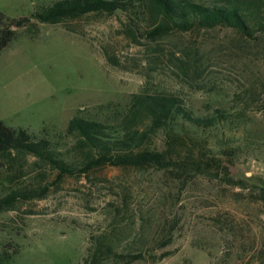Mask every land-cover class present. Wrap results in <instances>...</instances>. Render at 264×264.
<instances>
[{
  "label": "rangeland",
  "instance_id": "rangeland-1",
  "mask_svg": "<svg viewBox=\"0 0 264 264\" xmlns=\"http://www.w3.org/2000/svg\"><path fill=\"white\" fill-rule=\"evenodd\" d=\"M52 1L0 0V12L26 17ZM127 16L37 23L36 38L19 31L0 52V121L35 136L45 129L68 154L73 141L62 135L75 114L115 122L133 95L165 91L195 116L227 112L205 130L179 119L175 126L221 166L185 175L105 167L57 182L27 157L14 184L0 170V198L23 183L48 191L0 213V249L18 250L10 264H83L90 238L102 236L115 254L142 256L102 264H264V35L250 40L215 26L151 41L139 28L133 39ZM136 20L145 26L149 17ZM165 142L158 131L148 146L163 150ZM223 151L232 152L231 161ZM223 167L244 185L226 182Z\"/></svg>",
  "mask_w": 264,
  "mask_h": 264
},
{
  "label": "trees",
  "instance_id": "trees-1",
  "mask_svg": "<svg viewBox=\"0 0 264 264\" xmlns=\"http://www.w3.org/2000/svg\"><path fill=\"white\" fill-rule=\"evenodd\" d=\"M117 12L128 14L125 31L133 39L139 28L140 35L151 41L175 32L215 26L232 28L250 40L264 35V0H54L38 5L26 17L8 18L0 12V52L17 38L19 31L36 38L39 33L37 23L59 25L91 14L107 16ZM145 14L149 20L142 26L136 19ZM228 117L227 112L218 108L210 114L195 116L174 94L142 91L132 96L129 107L115 122L96 121L79 113L71 117L62 135L73 141L72 151L68 154L56 146L45 129L40 136H35L0 121V170L6 172L11 184L23 178L27 157L35 158L37 164L54 172L57 182L105 167L174 168L183 175L202 174L207 168L220 167L221 161L215 156L207 157L201 146L197 149L199 146L193 137L177 132L176 121L179 119L192 128L205 130ZM158 131L165 132L163 150L148 146V141ZM223 156L231 161L233 154L223 151ZM205 159L209 163L204 162ZM222 169L226 182L239 187L244 185L241 180L230 178L228 167ZM23 185L10 189L0 198V213L8 211L17 202L44 197L48 191L47 187ZM90 239L89 255L83 264H102L110 256L128 257L126 263L142 257L115 254L102 236ZM17 254L16 248H1L0 264H10ZM262 257L264 259V254Z\"/></svg>",
  "mask_w": 264,
  "mask_h": 264
}]
</instances>
